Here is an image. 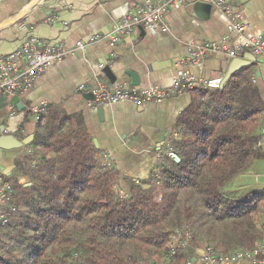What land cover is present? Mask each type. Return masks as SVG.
Wrapping results in <instances>:
<instances>
[{
	"label": "trees",
	"instance_id": "obj_1",
	"mask_svg": "<svg viewBox=\"0 0 264 264\" xmlns=\"http://www.w3.org/2000/svg\"><path fill=\"white\" fill-rule=\"evenodd\" d=\"M255 77L251 63L219 89L192 90L166 151L181 162L161 156L149 182L127 181V199L116 198L120 175L102 165L83 120L47 107L16 162L26 181L9 178L17 212L0 264H179L183 252L191 261L200 250L225 255L264 242V190L225 192L258 157L264 100ZM176 239L187 245L172 256Z\"/></svg>",
	"mask_w": 264,
	"mask_h": 264
},
{
	"label": "crops",
	"instance_id": "obj_2",
	"mask_svg": "<svg viewBox=\"0 0 264 264\" xmlns=\"http://www.w3.org/2000/svg\"><path fill=\"white\" fill-rule=\"evenodd\" d=\"M147 1L155 0H0V58L16 51L29 38L45 45L63 42L73 46L78 41H88L111 31L127 13ZM229 1L247 26L243 36L232 39V46L264 37V0ZM51 19H55L53 24L49 23ZM165 22L168 33L139 28L122 38L115 48L101 42L55 63L30 90L18 96L21 105L15 106L14 115L10 110L13 99L0 94V131L20 141L31 136L34 140L37 123L30 107L45 103L48 108L61 109L65 115L83 120L99 154L107 155L119 173L118 185L122 190L128 192L127 181L149 182L160 153L164 154L171 139L178 136L179 117L192 102L190 92L161 104L89 106L97 83L139 90L163 88L172 85L185 71L204 79L224 77L231 62L222 56L209 57L201 65H190L187 61L190 43L218 42L226 35L227 19L218 10L208 9L204 2L197 1L180 8L171 7ZM23 24L26 29L21 30ZM112 54L114 63L109 64ZM247 54L252 53L248 50L241 53L243 57ZM255 57L256 82L264 100V55ZM106 66L115 75V84L103 73ZM81 85L85 86L84 91H79ZM27 151L30 150L26 146L10 151L0 149V171L8 178L15 177L16 162ZM256 151L258 157L252 167L227 186L228 196L242 198L264 190V144ZM18 180L26 181L20 176ZM201 252L191 261L187 260L191 251L183 252L178 262L200 264Z\"/></svg>",
	"mask_w": 264,
	"mask_h": 264
},
{
	"label": "built area",
	"instance_id": "obj_3",
	"mask_svg": "<svg viewBox=\"0 0 264 264\" xmlns=\"http://www.w3.org/2000/svg\"><path fill=\"white\" fill-rule=\"evenodd\" d=\"M197 1L204 2L212 8L221 12L227 19V33L218 42L190 43L187 47L190 65H201L209 57L222 56L229 61L242 59L241 53L250 51L254 56L264 55V37L246 39L241 46H232V39L241 37L247 26L240 19V15L233 10L229 0H155L147 1L143 6L127 13L111 29V31L91 37L88 41H78L73 46L66 43L45 45L36 38L27 39L16 51L0 58V94L12 100L30 90L35 81L41 77L52 65L61 62L70 55L85 50L87 47L105 42L115 48L122 41V38L131 35L139 28L160 30L169 32L165 22V15L172 8H180L186 4ZM55 19L50 20L53 24ZM21 30L26 29L23 24ZM115 55L109 64H113ZM101 68H103L101 66ZM223 78L204 79L185 71L169 87H151L146 90L137 88H125L116 85H108L98 82L92 92L93 100L89 106L102 107L104 105H115L120 103H132L137 106L148 104H161L177 95L189 93L194 89H219L223 84ZM256 81V77H255ZM85 86L81 85L79 91H84ZM45 103L30 107V113L36 123L39 122L41 114L45 111ZM11 115H14L15 105L10 104ZM261 137L257 140L255 148L259 149L264 144V116ZM8 135L6 131H0V136ZM166 155L175 164L181 162V158L174 152L160 153V157ZM103 166L112 168L107 155H98ZM159 176V173H157ZM114 193L118 199H127L128 193L122 190L117 184ZM15 190L11 179L0 171V241L4 235L5 227L11 223L14 214L17 212L15 201ZM189 235H187L188 237ZM187 245L184 240L176 239L171 249V255H175L177 249ZM240 261H247L251 264H264V242L249 250H240L235 253L217 255L211 248L203 251L200 264H236ZM187 264H192L191 262Z\"/></svg>",
	"mask_w": 264,
	"mask_h": 264
},
{
	"label": "water",
	"instance_id": "obj_4",
	"mask_svg": "<svg viewBox=\"0 0 264 264\" xmlns=\"http://www.w3.org/2000/svg\"><path fill=\"white\" fill-rule=\"evenodd\" d=\"M206 6L208 7V9H212V6L209 4H206ZM251 63H256V57L253 56L252 54H247L242 59H235L231 61L228 66L227 73L225 74L223 78V84L230 78V76L233 73H235L236 71H239L243 67L249 66ZM103 73L110 79L112 84L116 83L117 79L115 75L113 74L110 66H106L103 69ZM133 84L136 85V83H133ZM91 100H93V97ZM13 104L17 106V108H20L21 103H20V98L18 96L13 98ZM100 113L102 114V111H100ZM32 140H33V136H31L28 139H24L23 141H20L12 135H2L0 136V149L6 150V151L22 149L25 146L29 145L32 142ZM201 254H203V252H201Z\"/></svg>",
	"mask_w": 264,
	"mask_h": 264
},
{
	"label": "rangeland",
	"instance_id": "obj_5",
	"mask_svg": "<svg viewBox=\"0 0 264 264\" xmlns=\"http://www.w3.org/2000/svg\"><path fill=\"white\" fill-rule=\"evenodd\" d=\"M263 205H264V204H263ZM263 209H264V206H263ZM263 209H262V210H263Z\"/></svg>",
	"mask_w": 264,
	"mask_h": 264
}]
</instances>
